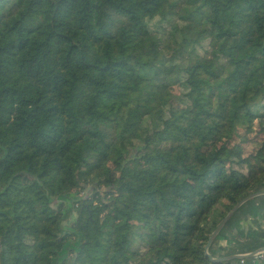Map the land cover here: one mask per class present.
<instances>
[{"label":"trees","instance_id":"trees-1","mask_svg":"<svg viewBox=\"0 0 264 264\" xmlns=\"http://www.w3.org/2000/svg\"><path fill=\"white\" fill-rule=\"evenodd\" d=\"M263 184L264 0H0V264H213Z\"/></svg>","mask_w":264,"mask_h":264},{"label":"crops","instance_id":"crops-1","mask_svg":"<svg viewBox=\"0 0 264 264\" xmlns=\"http://www.w3.org/2000/svg\"><path fill=\"white\" fill-rule=\"evenodd\" d=\"M255 193L259 194L239 208L211 245L213 258L250 255L242 259L250 264L252 254L264 248V184ZM231 264H241V260Z\"/></svg>","mask_w":264,"mask_h":264},{"label":"rangeland","instance_id":"rangeland-1","mask_svg":"<svg viewBox=\"0 0 264 264\" xmlns=\"http://www.w3.org/2000/svg\"><path fill=\"white\" fill-rule=\"evenodd\" d=\"M124 22V20L122 19H116L115 23H114V29L113 31H115V29L117 27L120 26V24ZM153 24H155V28H158L159 26L162 27V29H160L159 33H152L150 39L154 42L156 41L157 39V36H161V40H159L158 44H160L159 48H157L155 50V58L156 60L159 59V58H162L163 56H166L167 54V47L170 46L173 41H174V38L175 36H173L172 32H170V27L167 26V24L164 22V23H160L157 24V22H153ZM204 29H206V27L204 25H202L201 27H199V32H201V30L203 31ZM164 30L165 33H162V31ZM170 32V33H169ZM205 32V31H204ZM203 36H208V32H206L205 34H203ZM208 42V41H207ZM207 42H204L203 43V48L202 49H198V55L201 57V56H205V51L209 49V45ZM168 57V56H167ZM155 68L156 70L161 73L162 72V67L158 66L157 64L155 65ZM170 80L169 81H166L164 83V87L161 88V91L168 94V95H173V96H180L181 92H182V89H181V81L180 79L178 78H169ZM178 107V102L176 100H172L170 102V108H176ZM144 113V112H143ZM128 115L132 116L133 118H136V119H140L141 116L139 115V111H136L134 113H130L129 110H125L123 111L122 113V116L124 118H126ZM260 136L258 135V129H257V124L254 126V129L246 134L244 130H239L238 131V137L237 138H234V141L237 143L238 141H241L243 142V149H244V154L245 155H248L252 152L255 151L256 149V146L259 144V140H260ZM132 151L131 149L129 150V155H131ZM134 164L133 163H130L128 164V167H132ZM75 191L71 192L70 193V200L67 199V198H61V199H57L53 205L54 206H58L59 204H61V202H63V205L65 207V209L63 211H66L67 209H69V207L73 204V201L74 200H83L85 199L86 197V193H82L80 192L79 190L76 191V193H74ZM86 194V195H84ZM90 196V193H88L87 197ZM135 225H139V221H135L134 222ZM77 250V249H76ZM73 258L70 257V260Z\"/></svg>","mask_w":264,"mask_h":264},{"label":"water","instance_id":"water-1","mask_svg":"<svg viewBox=\"0 0 264 264\" xmlns=\"http://www.w3.org/2000/svg\"><path fill=\"white\" fill-rule=\"evenodd\" d=\"M259 193H255V194H251L249 196H247L246 198H244L243 200H241L240 202H238L228 213L227 215L221 220V222L217 225V227L213 230V232L210 234L207 244L204 248V256L209 260V262L213 263V264H218V263H224V262H229V261H233V260H242L244 258H249V256H231V257H226V258H213L212 255L210 254V247L213 244V242L215 241V239L217 238V236L219 235V233L221 232V230L224 228V226L228 223V221L232 218V216L239 210V208L248 200L254 198L255 196H257ZM264 253V248L258 250L257 252H255L254 254H252V257H254L255 255H257L258 253Z\"/></svg>","mask_w":264,"mask_h":264},{"label":"built area","instance_id":"built-area-1","mask_svg":"<svg viewBox=\"0 0 264 264\" xmlns=\"http://www.w3.org/2000/svg\"><path fill=\"white\" fill-rule=\"evenodd\" d=\"M252 259L253 261L250 264H264V253H258ZM241 264H244V260H241Z\"/></svg>","mask_w":264,"mask_h":264}]
</instances>
